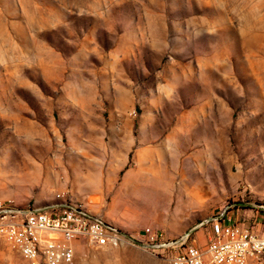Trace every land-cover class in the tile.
<instances>
[{
  "label": "rangeland",
  "instance_id": "374dc122",
  "mask_svg": "<svg viewBox=\"0 0 264 264\" xmlns=\"http://www.w3.org/2000/svg\"><path fill=\"white\" fill-rule=\"evenodd\" d=\"M58 193L129 237L264 225V0H0V200ZM0 264L29 263L0 242ZM72 264L170 263L84 243Z\"/></svg>",
  "mask_w": 264,
  "mask_h": 264
},
{
  "label": "built area",
  "instance_id": "2783aa9c",
  "mask_svg": "<svg viewBox=\"0 0 264 264\" xmlns=\"http://www.w3.org/2000/svg\"><path fill=\"white\" fill-rule=\"evenodd\" d=\"M0 242L29 264H72L84 243L97 248L132 244L170 264H264V225L221 208L178 234L146 226L129 237L66 193L45 206L19 207L0 200Z\"/></svg>",
  "mask_w": 264,
  "mask_h": 264
},
{
  "label": "crops",
  "instance_id": "0c3cea01",
  "mask_svg": "<svg viewBox=\"0 0 264 264\" xmlns=\"http://www.w3.org/2000/svg\"><path fill=\"white\" fill-rule=\"evenodd\" d=\"M160 179V178H159ZM161 182V179H160ZM155 187V186H154ZM74 199V198H73ZM75 200V199H74ZM77 202H81L83 203L92 213L102 216L104 218H107L109 216L107 211H102L97 205H95V203L93 201H91L90 199H81L79 200H75ZM116 213L119 214V216H124L126 217V219L131 220L133 217L138 216L139 214L137 213H132L131 211H124L122 209L117 208L116 209ZM114 215V214H113ZM109 219V218H108ZM118 219V218H116ZM121 225H125V224H121ZM122 227V226H120ZM125 227V226H123ZM129 227V226H128Z\"/></svg>",
  "mask_w": 264,
  "mask_h": 264
},
{
  "label": "bare ground",
  "instance_id": "6f19581e",
  "mask_svg": "<svg viewBox=\"0 0 264 264\" xmlns=\"http://www.w3.org/2000/svg\"><path fill=\"white\" fill-rule=\"evenodd\" d=\"M160 179L159 178L155 179L156 182V184L154 183L155 189L152 192L154 196V201L157 204L163 201L170 200L171 196L168 194V192H170V194L173 192V190H166V188L163 187L162 184L160 183Z\"/></svg>",
  "mask_w": 264,
  "mask_h": 264
}]
</instances>
